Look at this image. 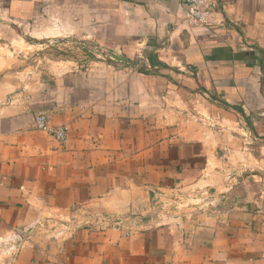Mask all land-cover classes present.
Returning <instances> with one entry per match:
<instances>
[{
	"label": "crops",
	"instance_id": "0c3cea01",
	"mask_svg": "<svg viewBox=\"0 0 264 264\" xmlns=\"http://www.w3.org/2000/svg\"><path fill=\"white\" fill-rule=\"evenodd\" d=\"M46 5L53 27L27 37ZM186 14L0 0V264H264V0ZM67 36L83 56L40 69Z\"/></svg>",
	"mask_w": 264,
	"mask_h": 264
},
{
	"label": "rangeland",
	"instance_id": "374dc122",
	"mask_svg": "<svg viewBox=\"0 0 264 264\" xmlns=\"http://www.w3.org/2000/svg\"><path fill=\"white\" fill-rule=\"evenodd\" d=\"M45 12H40L39 17L34 18L32 21L29 22V24H26V27H24L25 35L29 37L28 35H32L35 33L36 30H46L52 28L51 25L52 20L49 18L48 11L49 8L47 5L43 7ZM67 32L69 30H66ZM81 40L76 39L71 36H67L66 38H58V39H52L51 41L45 42L43 45V49L39 51V55L42 58L41 63L39 64V68L42 70H46L47 67L50 65V63L47 61V57L50 58H57V57H65V58H80L83 56L81 53L82 51L79 50L81 48ZM78 48V49H77ZM88 49H91L95 51V48H92L91 46L87 47ZM38 57V55H36ZM44 56V57H43Z\"/></svg>",
	"mask_w": 264,
	"mask_h": 264
},
{
	"label": "built area",
	"instance_id": "2783aa9c",
	"mask_svg": "<svg viewBox=\"0 0 264 264\" xmlns=\"http://www.w3.org/2000/svg\"><path fill=\"white\" fill-rule=\"evenodd\" d=\"M187 7L185 23L194 27L209 23L211 15L212 0H182ZM33 128L44 131L59 142H65L68 136V128L65 125L51 127L45 112L37 113L33 118ZM264 217V208L256 211Z\"/></svg>",
	"mask_w": 264,
	"mask_h": 264
},
{
	"label": "trees",
	"instance_id": "16d2710c",
	"mask_svg": "<svg viewBox=\"0 0 264 264\" xmlns=\"http://www.w3.org/2000/svg\"><path fill=\"white\" fill-rule=\"evenodd\" d=\"M264 53V52H263ZM150 61L152 60V58L150 57L149 59ZM159 68H167L165 65H162L161 63H158V69ZM234 109H236L237 112H239L241 114V110L238 107H234Z\"/></svg>",
	"mask_w": 264,
	"mask_h": 264
}]
</instances>
